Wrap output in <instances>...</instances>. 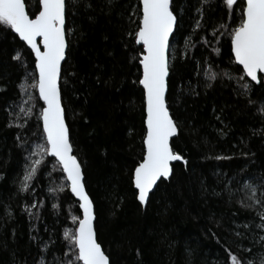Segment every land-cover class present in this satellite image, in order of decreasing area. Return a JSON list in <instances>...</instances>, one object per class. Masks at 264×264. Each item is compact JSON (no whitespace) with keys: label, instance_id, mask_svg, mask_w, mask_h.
Segmentation results:
<instances>
[{"label":"trees","instance_id":"1","mask_svg":"<svg viewBox=\"0 0 264 264\" xmlns=\"http://www.w3.org/2000/svg\"><path fill=\"white\" fill-rule=\"evenodd\" d=\"M25 1L34 17L39 0ZM243 3L172 2L167 103L179 128L173 150L186 163L144 206L133 182L146 151L141 0H66L61 94L110 264H232L229 252L264 264V82L237 64L230 35ZM35 61L0 22V264H82L64 236L81 211L46 151Z\"/></svg>","mask_w":264,"mask_h":264},{"label":"snow or ice","instance_id":"2","mask_svg":"<svg viewBox=\"0 0 264 264\" xmlns=\"http://www.w3.org/2000/svg\"><path fill=\"white\" fill-rule=\"evenodd\" d=\"M224 3L231 8L234 0H224ZM40 4L42 7L33 17L26 10L25 0H0V22L11 26L35 52L39 75L38 80L33 83L46 104L41 110L48 145L46 151L58 158L70 182L66 186H70L71 192L79 198V205L83 210L82 218L73 217L78 221L75 232L65 231L64 236L70 237V242L78 250L76 261H82V264H110L109 256L97 240L93 224V200L85 189L81 163L73 154V144L61 102L58 81L67 45L66 0H40ZM140 21L135 39L142 43L144 49L140 53L142 76L138 83L143 86L145 93L146 151L144 158L134 168L133 179L138 189V199L144 203L157 181L172 173L171 162L184 161L185 157L170 145V138L178 133V124L170 113L166 100L169 37L177 24L171 0H142ZM230 35L235 60L243 65V70L253 81L264 82V0H244L240 23ZM38 38H41L40 42ZM20 56L21 53L17 52L16 57ZM41 159L34 160L28 166L31 171L25 172L26 181L36 172ZM22 187L27 188L28 184L24 183ZM251 189L253 194L257 190L254 185ZM252 198L255 199V196ZM259 227L264 228V223ZM229 258L232 264H247L246 260L240 259L235 253L229 252ZM66 264L74 262L70 260Z\"/></svg>","mask_w":264,"mask_h":264},{"label":"water","instance_id":"3","mask_svg":"<svg viewBox=\"0 0 264 264\" xmlns=\"http://www.w3.org/2000/svg\"><path fill=\"white\" fill-rule=\"evenodd\" d=\"M172 2H173V0H171V6H172ZM25 3H26V1H25ZM39 4H40V0H39ZM141 6H142V0H141ZM42 7V5L40 4V8ZM26 10H28V7H27V4H26ZM40 10V9H39ZM175 14V13H174ZM176 15V14H175ZM31 16V15H30ZM176 26H177V24L174 26V30H173V33L172 34H170V37H169V41L171 42V39H172V36H173V34L175 33V30H176ZM14 30V29H13ZM14 32H15V30H14ZM16 33V32H15ZM18 36H19V34L18 33H16ZM20 37V36H19ZM20 39L27 45V47L33 52V54H34V56H35V52L31 49V46L30 45H28L27 44V42L26 41H24L21 37H20ZM41 41V38H38V42H40ZM66 42H67V36H66ZM138 43V45H140V46H142V43H140V42H137ZM68 45V44H67ZM67 45H66V54H65V59H66V56H67ZM143 51H144V49H143ZM169 53H170V47H169ZM233 54H234V52H233ZM234 57H235V55H234ZM170 58V57H169ZM65 59L63 60V61H61V74H62V67H63V64H64V62H65ZM35 60H36V57H35ZM237 62V64L238 65H240L242 68H243V65H241V64H239V62L238 61H236ZM35 65H36V63H35ZM142 66V65H141ZM36 70H37V75H39V70H38V68H37V66H36ZM245 72V71H244ZM61 74H60V79H59V81H58V83H59V86H60V81H61ZM245 74H246V72H245ZM169 75H170V70H169ZM246 76H247V74H246ZM250 80H252L251 79V77H249V76H247ZM168 79H169V76H168ZM253 81V80H252ZM254 83H256V84H259L260 83V81H253ZM143 87V86H142ZM37 90H38V94H39V89H38V87H37ZM60 91H61V87H60ZM167 95H168V89H167V92H166V100H167ZM39 97H40V95H39ZM40 99H41V101H42V103H43V107H45L46 106V104H45V102L43 101V99H42V97H40ZM61 102H62V106L64 107V104H63V100H62V94H61ZM64 110H65V108H64ZM171 113V112H170ZM65 122H66V124L68 125V123H67V119H66V112H65ZM145 124H146V121H145ZM42 125H43V121H42ZM69 128V127H68ZM178 134H179V128H178V133L177 134H174V136L173 137H171L170 138V145L172 146V141H173V139L174 138H176L177 136H178ZM69 136H70V132H69ZM46 137V136H45ZM71 140V139H70ZM145 148H146V145H145ZM172 148H173V146H172ZM73 154L75 155V153H74V148H73ZM48 156H50V157H52V158H55L58 162H59V160H58V158L53 154V153H50V152H48ZM79 160V159H78ZM80 162V161H79ZM177 162H181V163H186V159L184 160V161H172L171 162V166H172V173L170 174V176L169 177H167V178H160L158 181H157V183H156V185H154V187H153V189L150 191V193H149V198H148V200L146 201V202H144V203H142V202H140V203H142L144 206L148 203V201H149V199H150V196H151V194L155 191V189H156V187H157V185L159 184V182H161L162 180H168L171 176H172V174H173V165L175 164V163H177ZM60 164V163H59ZM81 167H82V165H81ZM61 168H62V166H61ZM63 169V168H62ZM82 171H83V167H82ZM83 173H84V171H83ZM64 174H65V176H66V179H67V173L66 172H64ZM83 180H84V184H85V175L83 176ZM68 181V180H67ZM133 182H134V179H133ZM68 184L70 185V182L68 181ZM70 187V186H69ZM134 187H135V189L137 190V192H138V189L136 188V186H135V183H134ZM85 189H86V186H85ZM86 191H87V189H86ZM70 192H71V189H70ZM71 194L73 195V197L78 201V203H79V198L78 197H76L75 196V194L74 193H72L71 192ZM90 196V195H89ZM91 198V197H90ZM139 200V199H138ZM93 208H94V220H93V224H94V228H95V231H96V213H95V206H94V203H93ZM79 209H80V211H81V218H82V215H83V210H82V208H80V205H79ZM78 227V226H77ZM96 236H97V231H96ZM97 240H98V237H97ZM99 242V241H98ZM100 243V242H99ZM102 246V245H101ZM103 248V247H102ZM104 250V249H103ZM107 255V254H106ZM110 260V259H109ZM82 262V261H81Z\"/></svg>","mask_w":264,"mask_h":264},{"label":"rangeland","instance_id":"4","mask_svg":"<svg viewBox=\"0 0 264 264\" xmlns=\"http://www.w3.org/2000/svg\"><path fill=\"white\" fill-rule=\"evenodd\" d=\"M42 150H44V146H41Z\"/></svg>","mask_w":264,"mask_h":264}]
</instances>
